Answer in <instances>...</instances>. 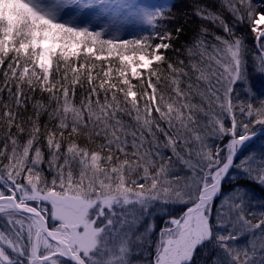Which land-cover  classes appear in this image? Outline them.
I'll use <instances>...</instances> for the list:
<instances>
[{"label":"snow or ice","instance_id":"6c2138e0","mask_svg":"<svg viewBox=\"0 0 264 264\" xmlns=\"http://www.w3.org/2000/svg\"><path fill=\"white\" fill-rule=\"evenodd\" d=\"M172 8L0 0V264H264V199L237 178L264 187V145L241 155L264 99L236 88L246 21L264 73V2ZM125 11L149 34L123 39Z\"/></svg>","mask_w":264,"mask_h":264},{"label":"trees","instance_id":"16d2710c","mask_svg":"<svg viewBox=\"0 0 264 264\" xmlns=\"http://www.w3.org/2000/svg\"><path fill=\"white\" fill-rule=\"evenodd\" d=\"M264 2V0H253L254 4H259ZM193 3V0H169V2L167 4L173 5L172 8V12L173 13H178L180 11H190L191 10V4ZM218 3V0H217ZM181 23L183 22V18H181ZM201 23L200 20H198L196 17H193L189 23L187 25H185V34L181 36L180 40L177 42V47L180 44L185 43L186 41H188L192 34H193V30L196 26H198ZM99 25H97L96 27L93 28V30H96V28H98ZM169 27H172V25H169ZM237 32L238 33H242L245 37H246V43L248 45V49H249V54H248V84L244 85L241 83H237L236 88L237 90L240 92L241 96H244V93L246 91L247 87H251V90L253 91V93H255V95L260 98V99H264V78H263V73L259 72L256 68V65L258 64V61L255 59L256 56H258L259 54L256 52V43L253 37V32L251 29V26L249 25V23L246 21L243 25H239L237 27ZM138 34H143V35H148L149 31H148V26L145 25L143 26L142 29H140L136 34L134 33L133 35L129 36L128 39H133L135 38ZM126 39V38H125ZM163 51V50H162ZM166 57L173 55V53L171 51L168 52H164L163 53ZM144 56H141V59ZM126 59H128L129 57L126 55L125 57ZM147 59V57H144ZM184 56H181V59H184ZM104 59V55H101L99 58H97V65L99 66V63L101 60ZM148 60V59H147ZM111 62V61H109ZM157 63H161L162 62H155L151 65V67H156ZM149 62L147 63V65L145 66V68L147 69ZM114 67H116V65H113ZM137 66L133 65V70H136ZM96 71H98V68L96 70L93 71V75L96 74ZM148 73L147 71L144 72V76H146ZM116 73L113 72V77H115ZM133 84H137V80L133 79L132 80ZM136 90V89H133ZM264 144V138L258 140L257 142H255L253 145H251L249 148H247L245 150V153L242 155H245L246 152H249L250 150H261L262 145ZM45 174L47 173V169L45 168ZM50 175V174H49ZM238 180L241 183H244L248 186V188L250 189V191L253 193L254 197L259 200V199H264V187H261L259 184L256 183H252L251 181L246 180L243 176L238 177ZM181 209L177 208L176 211L179 212ZM259 210V209H256ZM156 224H157V233L159 231V229L163 226V218L162 217H157L156 220ZM157 238V236L154 235L153 239L155 240ZM148 252H151L152 255H149ZM148 252H145L144 255L142 257H139L138 259L140 260H144L146 259H152L154 257V250L153 249H149ZM203 257L200 254V250H197V254L194 257V264L195 261L202 259ZM211 257H209L210 259Z\"/></svg>","mask_w":264,"mask_h":264},{"label":"rangeland","instance_id":"374dc122","mask_svg":"<svg viewBox=\"0 0 264 264\" xmlns=\"http://www.w3.org/2000/svg\"><path fill=\"white\" fill-rule=\"evenodd\" d=\"M129 2L137 4V5H148V6H155V5H160V4H167L169 2V0H129ZM92 11H98V9H94ZM127 17L126 22H124L123 24H121V35L123 39H128L129 36L133 35L134 33L136 34L140 29L143 28V26H145L146 24H143L142 22H140L138 19L134 18V17H129L128 13L122 12L120 17H118V21L119 20H125V18ZM109 21V17L105 16L103 17V22L107 23ZM100 26V25H99ZM46 46L48 45V42H45ZM142 60L144 61L143 67H145L148 63V60L144 57H142ZM263 78H264V73H263ZM263 144V143H262ZM264 145V144H263ZM257 151V150H256ZM260 150H258L257 152H259ZM245 151H243L241 153L244 154ZM248 152H246L247 154ZM245 154V155H246ZM242 175L238 176L241 177ZM237 177V178H238Z\"/></svg>","mask_w":264,"mask_h":264},{"label":"water","instance_id":"95a60500","mask_svg":"<svg viewBox=\"0 0 264 264\" xmlns=\"http://www.w3.org/2000/svg\"><path fill=\"white\" fill-rule=\"evenodd\" d=\"M262 138H264V134H260L258 132V135L254 137L250 142H248L247 147H245L243 151H245L247 148H249L251 145H253L255 142H257L258 140Z\"/></svg>","mask_w":264,"mask_h":264}]
</instances>
